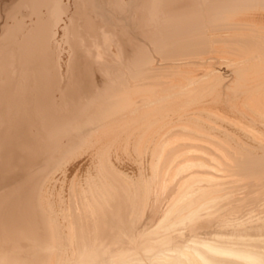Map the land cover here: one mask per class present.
Instances as JSON below:
<instances>
[{"label": "bare ground", "instance_id": "obj_1", "mask_svg": "<svg viewBox=\"0 0 264 264\" xmlns=\"http://www.w3.org/2000/svg\"><path fill=\"white\" fill-rule=\"evenodd\" d=\"M0 264H264V0H0Z\"/></svg>", "mask_w": 264, "mask_h": 264}]
</instances>
